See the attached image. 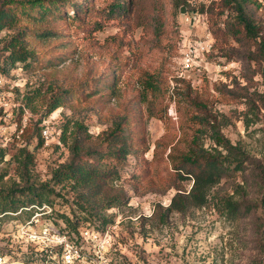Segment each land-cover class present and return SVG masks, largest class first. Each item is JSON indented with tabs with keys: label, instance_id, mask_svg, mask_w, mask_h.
Wrapping results in <instances>:
<instances>
[{
	"label": "rangeland",
	"instance_id": "obj_1",
	"mask_svg": "<svg viewBox=\"0 0 264 264\" xmlns=\"http://www.w3.org/2000/svg\"><path fill=\"white\" fill-rule=\"evenodd\" d=\"M51 1L0 0L16 14L0 31V193L25 201L19 210L31 204L29 187L47 189L43 204L57 226L72 236L108 232L106 261L92 248L99 264H264V0L245 3L255 35L222 0H120L128 10L116 18L105 13L117 0H70L54 6L62 14L42 15L37 3ZM20 33L31 54L12 64L9 41ZM190 45L197 55L186 68ZM56 97L63 100L47 113ZM214 130L242 151L228 160H244L243 169L229 170L205 206L163 221L173 196L192 186L176 167L194 170L184 164L193 138L227 154ZM115 135L127 155L110 150ZM79 161L115 166L118 176L78 190L55 182V171ZM112 198L119 204L105 209ZM17 210L0 214V253L19 243L18 224L34 212Z\"/></svg>",
	"mask_w": 264,
	"mask_h": 264
},
{
	"label": "trees",
	"instance_id": "obj_2",
	"mask_svg": "<svg viewBox=\"0 0 264 264\" xmlns=\"http://www.w3.org/2000/svg\"><path fill=\"white\" fill-rule=\"evenodd\" d=\"M70 0H52L48 5H43L41 3H37L40 6L42 15L43 12L47 11L48 8H51L55 11V14H62L59 12L60 9H57L58 12L55 10V5L61 6V3H69ZM126 1H113L112 4L109 5L107 9V13H105L108 18H116L119 16H122L125 14V12L128 10V6H126ZM222 3L225 7L231 8L233 11L237 14V19L239 23L243 24L245 27L246 32L249 35H255L256 34V24L252 20L249 15H247L245 11V3L246 0H222ZM75 4V3H74ZM128 4V3H127ZM60 8V7H59ZM85 10V9H84ZM16 20V14L12 12V10L9 9H2L0 10V31L13 25ZM98 24V23H96ZM101 27H98L97 29H100ZM48 31H42L39 36L43 35L45 36ZM22 33L17 34L16 36L12 37V39L9 41V48H10V61L12 64L16 62H26L29 58L31 52L25 49V46L23 45V38ZM62 97H56L53 101L50 102V105L48 107L47 113H50L54 111L61 102ZM211 119L210 118H203L201 124L203 126H210L212 128L213 126L210 125ZM80 128V127H79ZM202 131V130H201ZM67 130H63L62 135V141L64 143H67V137H66ZM118 135V134H117ZM115 135L113 140L108 143L109 148L112 152L117 153L119 155H127V148L129 144L126 142L123 136L119 137ZM79 139V137H76ZM213 140L217 144L218 147H221L223 151H226L227 154L223 156L222 152L218 151V148H214L211 150H208L204 148L203 144H199V138L198 136L194 137V146L193 153L188 155L184 163L189 164L190 166H193L194 170L187 169L185 171L186 174L180 173V167L183 166H177L179 176L182 179H188L191 175L193 178V183L190 188L186 192V190H182L181 192H177L173 198L171 199L170 204L166 207L165 211L166 214L163 216V221L165 220V217L173 212H185L190 207H203L205 206L209 201V192L212 189L213 186L218 184L222 177L225 176L229 170L239 171L243 169V163L244 160H237L235 161V165L231 167V164L233 162L228 160V156L232 154H236L233 151L239 150V147L237 145H234L225 138L219 131L214 130V134L212 135ZM125 150V151H124ZM240 153H242L241 150H239ZM217 153L220 155L218 156ZM6 154V148L0 147V158H4ZM29 152L26 153L27 156H30ZM26 161L24 162L25 165H28L32 162L31 157H25ZM184 172V171H183ZM114 176H118V170L115 166L112 165H105L102 168L98 167H89L85 163H81L80 161L77 163H70V165L62 167L55 171L53 177L55 179V182L58 184L66 182L67 184H72L73 190H78L79 187H87L92 188L95 184L94 183H107L109 178H112ZM31 192V197L28 199V203H34L37 202V204L42 205L45 201H50L49 199V191L47 189H40L36 188L34 186H31L28 188ZM50 190V189H49ZM51 191V190H50ZM82 195V194H81ZM85 199V197H82ZM19 198H14V196L11 195H2L0 193V214H4L5 212L9 211H15L19 207L20 204L24 203L25 201H21ZM119 199L112 198L109 199V201L104 205L105 209H110L112 207H115L119 204ZM233 203H229V206H231ZM163 208V207H162ZM235 212V210H232V214ZM14 214V213H13ZM62 217L65 218V220L71 224L70 219L62 215ZM54 222H55V217ZM86 218V217H85ZM104 224V222H102ZM76 227V226H75ZM77 229V228H76ZM79 230V229H78ZM0 254H4L7 257L14 254V249L10 248L9 253L5 249H1Z\"/></svg>",
	"mask_w": 264,
	"mask_h": 264
},
{
	"label": "built area",
	"instance_id": "obj_3",
	"mask_svg": "<svg viewBox=\"0 0 264 264\" xmlns=\"http://www.w3.org/2000/svg\"><path fill=\"white\" fill-rule=\"evenodd\" d=\"M196 52L197 46L190 45L184 55V67L194 65ZM2 85H4V80L0 74V87ZM43 135L46 139L52 135L48 127L43 130ZM52 210L49 204L31 203L21 206L14 212V214H21L23 211H34L18 224L17 234L20 240L13 248L19 259L13 264H99L92 254L93 247L97 249L94 253L106 261L111 236L108 232L81 228L78 236L75 234L72 236L69 231L56 225ZM21 244H24V248L19 249ZM19 253L24 254L22 258ZM11 257L13 255L7 257L1 254L0 264H8Z\"/></svg>",
	"mask_w": 264,
	"mask_h": 264
}]
</instances>
